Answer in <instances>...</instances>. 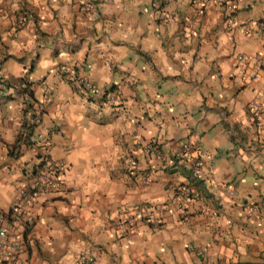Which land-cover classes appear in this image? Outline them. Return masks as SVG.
Listing matches in <instances>:
<instances>
[{
	"label": "crops",
	"instance_id": "0c3cea01",
	"mask_svg": "<svg viewBox=\"0 0 264 264\" xmlns=\"http://www.w3.org/2000/svg\"><path fill=\"white\" fill-rule=\"evenodd\" d=\"M231 1L233 28L216 0H0V210L38 166L64 167L58 191L25 203V264L91 251L95 264H264V114L249 108L264 100V0ZM186 146L201 170L177 156ZM132 153L138 174L125 166ZM186 184L183 209L118 232L121 215L173 204Z\"/></svg>",
	"mask_w": 264,
	"mask_h": 264
},
{
	"label": "built area",
	"instance_id": "2783aa9c",
	"mask_svg": "<svg viewBox=\"0 0 264 264\" xmlns=\"http://www.w3.org/2000/svg\"><path fill=\"white\" fill-rule=\"evenodd\" d=\"M217 3L224 6L225 17L228 21L229 28L234 26V15L236 12V5L231 0H216ZM167 0H156V4L159 6ZM94 8V4L88 2L85 4V9L90 11ZM248 31V29H245ZM259 63L264 62V58H259ZM240 63L243 65L246 80L251 81L257 79L260 75L259 69H252L249 66L250 57L247 55H241L239 57ZM70 74V79L78 83L89 95L96 97L97 99H104L105 95L97 89L95 83L87 76L75 71L65 69ZM7 89L6 77L2 70H0V92H4ZM112 102L114 98L108 95L107 100ZM249 108L256 116L264 114V100L259 96L254 97L249 102ZM29 125H37L42 123V114H36L29 120ZM48 128L46 130L38 131L35 133L37 138L42 141L46 139ZM153 146L148 143L146 147ZM177 156L182 162L190 165L196 170H201L202 161L199 157L193 154L189 147H184L177 153ZM49 160V157L46 158ZM47 161V162H48ZM126 169L132 174H138V163L135 154L132 153L128 156L126 163ZM64 167L58 162H48V164L42 167L38 166L33 174L32 185L23 184L19 188V196L17 201L11 207L10 211L0 210V264H25V260L22 258V253L27 250L26 245L29 243L26 237V231L31 229L34 221V215L25 210V203L28 202L38 190L49 189L59 190L62 187V178L60 176ZM145 180L147 177H143ZM175 202L172 203H154L143 209L140 214L138 212L128 213L121 215L116 221L118 232L124 236H130L135 224L139 217L153 215H162L165 212H169L176 209H183L188 200L194 196V191L191 184H186L182 188H178L176 191ZM96 256L94 252H89L82 255L77 264H95Z\"/></svg>",
	"mask_w": 264,
	"mask_h": 264
}]
</instances>
